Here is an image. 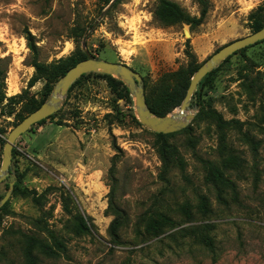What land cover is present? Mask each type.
<instances>
[{
    "label": "rangeland",
    "instance_id": "rangeland-1",
    "mask_svg": "<svg viewBox=\"0 0 264 264\" xmlns=\"http://www.w3.org/2000/svg\"><path fill=\"white\" fill-rule=\"evenodd\" d=\"M114 1L108 8L103 0H0L7 96L25 89L33 74L25 31L35 39L38 60L48 64L81 48L83 38L72 36L74 29H85L86 50L98 60L119 61L139 73L147 92L165 75L187 66V51L200 64L223 45L251 34L248 16L262 4L208 0L205 21L191 31L185 24L161 25L153 15L157 0ZM170 1L199 15L196 0ZM251 46L247 64L237 55L216 68L212 88L191 110L192 130L168 139L182 166H173L164 179L154 132L130 119L135 116L131 95L129 102H115L106 82L94 75L67 92L54 119L32 126L15 141L10 175L0 185L1 199L8 191L5 185L13 183L0 214V264H28L24 235L41 239L57 253L47 257L35 251V264H264V91L251 101L240 80L246 67L264 72V42ZM42 86L38 83L30 92L38 95ZM213 112L229 122L222 130ZM12 121L0 118L6 131L1 140ZM2 150L0 144V165ZM114 155L113 202L124 216L118 244L107 233L114 219L107 209ZM213 167L235 193H219L205 181ZM66 194L70 213L62 209ZM77 213L92 220L90 234H79ZM166 218L173 225H163L164 233L154 237L148 220L162 228Z\"/></svg>",
    "mask_w": 264,
    "mask_h": 264
},
{
    "label": "trees",
    "instance_id": "trees-1",
    "mask_svg": "<svg viewBox=\"0 0 264 264\" xmlns=\"http://www.w3.org/2000/svg\"><path fill=\"white\" fill-rule=\"evenodd\" d=\"M111 1L112 0H103L104 7L108 6ZM114 2L118 3V0H115ZM196 3L199 8V15L197 17L191 16L180 5L170 0H157L153 15L154 18L163 26L185 24L188 25L190 30L192 31L203 24L209 12L208 0H196ZM248 20L250 22V29L252 33L264 27V0H262V4L257 7V9L251 12V14L248 16ZM74 31L75 33L72 37L75 40L85 37V29L76 28L74 29ZM24 39L26 41V47L30 53L29 65L31 68H33V74L29 79L26 88L23 89L19 94L10 97L7 96L5 87L6 71L2 67V59L0 58V118H12L13 121L11 125L13 127L17 125V123L22 121L28 114L39 108V106L50 96L57 81L61 77H63L65 73L75 64L86 58L82 49L79 46H76L74 52L71 53V55H69L68 57L61 58L48 64L42 63L38 60V47L36 46L33 35L30 32L25 31ZM263 42L264 40L256 43L255 45L261 44ZM250 47L252 46L246 47L234 53L233 55L225 59L222 63L227 62L233 56L239 55L243 58L245 64H247L248 57L246 55V51ZM216 51H218V49ZM186 54L189 60L186 67L180 68L176 72L165 75L158 86L145 92L146 104L148 108L157 116H165L172 112L175 108L180 106L188 89L192 76L201 65V63L199 64L197 62L195 55L191 51H187ZM93 57L95 58L94 55ZM113 63L120 62L113 61ZM217 71L218 69L211 71L198 83L196 90L191 97V108L197 107L198 101L201 99L203 92L212 88ZM243 72L244 73L243 75H241L240 80H242V88L246 97L251 101L260 98V95H263L264 91V72L260 70H254L249 67L243 69ZM91 75L100 77L106 82L107 87L115 97V102H117L118 100H124L125 102L130 101V93L120 80L100 73H88L82 75L69 87L67 92H71L77 84ZM38 83H43L42 89L38 92V95L32 94L30 90ZM260 111L261 120L264 123V101L260 102ZM57 113L48 117L47 119H54V117L58 115ZM117 114L123 117L119 110H117ZM201 116L202 113H199L197 117H199V119H202ZM212 117L219 130H222L229 123L224 121L221 116L215 112H213ZM47 119L41 120L35 125H42L46 122ZM130 119L134 123H138L134 115H131ZM119 122H122V119H119ZM191 130L192 128L188 126L186 129L180 132H188ZM5 133L6 131L4 130V128L0 126V135H4ZM153 134L155 137V148L161 162V176L164 179L173 166H182V161L177 155L176 149L168 143V139L173 137L176 133L167 135L157 133ZM4 142V140L0 139V144L2 146L4 145ZM115 149L118 150L117 147H115ZM16 154L17 150L14 147L12 150V157L14 158ZM116 156L117 155H114L112 157L111 166L108 171L111 183L109 187L107 206V209L112 212L111 214L114 217L107 229L110 240L114 244H118L120 242L118 231L122 227L124 220L122 211L113 202L116 185ZM205 181L209 182L217 191H219V193L224 189H231V192L235 193L233 184L223 176L221 171L214 167L209 170ZM5 187L9 189V186L5 185ZM14 190L15 193L19 192L16 184L14 185ZM21 194L25 197L28 196L27 193ZM61 197L63 211L65 213H70L69 204L71 203V199L69 195H62ZM218 199L224 201L220 194H218ZM32 200L35 203H38L36 197H33ZM5 209V205L1 207L0 214L5 211ZM74 219L79 234H90L91 230L94 229V225L90 218L84 219L80 214L77 213ZM147 223H150L152 225L151 228L154 237H157L164 233L163 225H173L167 218L163 220V223H161L162 228L158 227V222L154 221L153 219H149ZM204 242L207 246H211V243L205 238ZM22 244L24 255L28 264H35V251H38L47 257H54L57 254L50 245L46 244L44 241L35 236L24 235Z\"/></svg>",
    "mask_w": 264,
    "mask_h": 264
},
{
    "label": "water",
    "instance_id": "water-1",
    "mask_svg": "<svg viewBox=\"0 0 264 264\" xmlns=\"http://www.w3.org/2000/svg\"><path fill=\"white\" fill-rule=\"evenodd\" d=\"M113 1L109 4L108 8H110ZM86 39L87 35L83 38L81 45L86 58L70 68L65 75L57 81L50 96L39 106V108L28 114L8 133L2 150L0 185L5 183L10 175L9 169L15 141L36 123L56 114L61 108L62 100L69 87L82 75L88 73H100L120 80L128 89L134 100L135 117L140 124L157 134L167 135L177 133L186 129L191 123L193 118L191 110L194 109L191 108L190 101L201 79L211 71L215 70L219 64L229 56L246 47L263 41L264 27L243 38L236 39L223 45L218 51L214 52L203 63H201L200 67L192 76L186 94L180 106L177 107L176 113L171 112L165 116H157L148 108L145 100L143 80L139 73L122 63L107 62L94 58L86 50ZM12 190L13 183H10L8 191L0 200V208L6 203Z\"/></svg>",
    "mask_w": 264,
    "mask_h": 264
},
{
    "label": "built area",
    "instance_id": "built-area-1",
    "mask_svg": "<svg viewBox=\"0 0 264 264\" xmlns=\"http://www.w3.org/2000/svg\"><path fill=\"white\" fill-rule=\"evenodd\" d=\"M15 145V144H14ZM16 148V147H15Z\"/></svg>",
    "mask_w": 264,
    "mask_h": 264
}]
</instances>
